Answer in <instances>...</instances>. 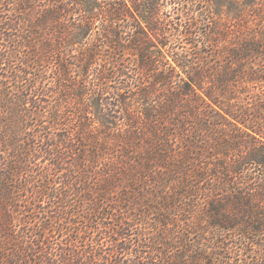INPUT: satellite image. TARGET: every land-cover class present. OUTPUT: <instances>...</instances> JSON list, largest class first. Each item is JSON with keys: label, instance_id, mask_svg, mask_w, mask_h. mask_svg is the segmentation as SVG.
<instances>
[{"label": "trees", "instance_id": "16d2710c", "mask_svg": "<svg viewBox=\"0 0 264 264\" xmlns=\"http://www.w3.org/2000/svg\"><path fill=\"white\" fill-rule=\"evenodd\" d=\"M6 1L0 264H264V93L254 110L248 96L236 93L238 85L264 83V20L256 1L188 0L199 16L227 8V15L246 19L236 22L244 29L225 56L198 57L193 66L188 54L166 49L160 0H132L134 12L124 0ZM254 11L262 22L250 25ZM72 12L79 22L64 29ZM126 16L128 39L121 29ZM186 25L193 35L194 25ZM73 48L68 63L63 53ZM48 55L62 57L54 65L58 76L34 70ZM62 88L78 92L75 104L54 98ZM31 158L40 163L38 173ZM15 179L21 187L14 191ZM63 204L85 211L87 220L108 208L104 219L117 223L79 246L74 223L67 229L59 223ZM56 206L53 225L47 210ZM58 227L60 253L47 241Z\"/></svg>", "mask_w": 264, "mask_h": 264}, {"label": "rangeland", "instance_id": "374dc122", "mask_svg": "<svg viewBox=\"0 0 264 264\" xmlns=\"http://www.w3.org/2000/svg\"><path fill=\"white\" fill-rule=\"evenodd\" d=\"M4 1H6V0H4ZM4 1L0 0V4L3 3ZM124 1H125L124 5H126L128 8H130L134 12V9H133L134 6L131 3L132 0H124ZM228 1H230V0H228ZM236 1H237L239 6L246 3V0H236ZM255 1L257 4L255 7L258 8L255 11L260 12V14L263 17L261 19L264 20V0H255ZM41 3H44L43 0ZM143 3H144V1L140 0V1H138L137 4L140 5ZM205 4L200 3V5H199L200 8L206 7ZM157 9H158L157 12L159 13L162 20L164 21V24H159L158 29L159 30L168 29V35H167L168 46L166 49H169L171 51V53H179V56L181 58L184 56H187V54H188L189 59L192 60V61H190L192 66L196 65L195 62L198 61L197 60L198 57H200L203 60L204 56L207 55L204 58L207 60V58L211 59V57L213 55H215V56L221 55L222 57L225 56L226 50L232 46V42H231L232 39L237 38V36H239L238 31L244 29V27H241L240 25H238V23H236V22H240V20L242 21V19H237L232 14L227 15V13L225 12V10H227V8L221 10L223 15L217 14L215 9L213 10L211 8V11H213L212 14H210L208 16H207V14H203V15L199 16V14H200L199 12H192L190 10L191 7H190V3L188 4V0H160V1H158ZM76 11H77V9H76ZM255 11H254L253 16H250V18L247 19V20H249L250 25L259 24L260 22H262V20L260 19V16L258 15V12L256 13ZM32 13H33V11H31V14ZM93 14L100 15L98 10H96V13L94 12ZM244 16H246V15H244ZM79 18H80L79 15L78 14L74 15V12H72V15H67L63 21L64 22L63 28L65 29L67 27V25L71 26V25L77 24L79 22L78 21ZM243 18L244 19L242 22L246 21L245 17H243ZM130 20H131L130 17L126 16L124 18V21H122L124 28L122 25L121 29H122V31H124V33H125L124 37L126 39H128L130 37V36H128V34H129L128 32H129L130 24H131ZM101 23H103V21L100 22V25H101ZM104 23H107V22H104ZM187 23H189L191 25V27L194 25L193 26L194 29H189L190 32L194 33L193 35L186 34V31H185L186 29H184V28H185V26H187L186 25ZM212 23H216L217 25L214 24L211 26ZM64 29H62V31H64ZM42 32L43 31L41 30V32H39V33H42ZM234 33H237V35ZM214 39H217V40L215 41ZM208 40H210V41L208 42ZM209 45L213 46L214 49L212 47H210ZM111 51L112 50L107 49L104 54L110 56L112 54ZM122 51H123V53H122L123 55L121 54ZM122 51L118 52V54L122 55V57H124L126 60L129 59L127 57H131L129 51H125V50H122ZM74 52H75L74 48H73V52L64 51L63 56L65 57L64 59L68 63H74ZM228 52H229V50H228ZM226 56H227V54H226ZM60 58H62V57H58V61H56L57 58H55V56L52 57V56L48 55L46 57V59H44L42 61L43 66H40V67L37 66L38 68H36L34 70H37V71L40 70L41 72L47 71V74L49 77L53 76V74L55 75V73H57L56 75L58 76L59 71H56L54 69L56 67L54 65H57L58 63H60V61H59ZM223 59L221 61H223ZM62 62H63V59H62L61 63ZM201 65H202V63L199 61V66H201ZM70 67H72V66H70ZM70 67H69V70L74 71V69L70 68ZM194 68H196V67H194ZM68 78L70 80L74 81V83H75L76 80L74 79V72L69 73ZM52 83H54V82H52ZM38 84L39 83H37V85ZM65 85H68L67 86L68 88L73 87V84H71V83H66ZM64 88H66V87H64ZM62 90H63V88L59 90V92L54 96V98H56V99L62 98V100L64 99V102H66L68 100L71 104L72 103L75 104L76 100L78 99V96H77L78 92L74 91V93L72 94L73 91H70L67 94L66 92H64ZM245 91H246V93H245ZM236 93H237V95H240V99L248 96L249 101H250V105H251V106L249 105V107H252V110H254L256 107L258 108V106H259V104L257 105V101H258L257 98L261 97V94L264 93V83L260 84V83L255 81V82L249 84L247 89H244V88H242L241 85H238ZM68 95H69V97L67 99L66 97ZM52 101H53V98L49 102L51 103ZM58 101L61 102V100H58ZM239 105L240 104L238 103L237 106L239 107ZM75 107L76 106H74V109H75ZM239 108H241V107H239ZM69 110H71V108ZM74 117L78 118V114H75ZM75 118H74V121H76ZM26 152L28 153V150ZM28 163H29L30 167H32L34 169L33 171H36L34 173H38L37 170H39V169H38V167H36V165H40V163H38L37 161L35 162V160L33 158H31L28 161ZM48 163H50V162L45 161L42 164H43V166H46V165H48ZM72 163H74V162H72ZM58 176H59V174H58ZM58 176H56L55 180L57 181V183H60L61 179L58 180ZM44 181H45V179H44ZM46 181L49 182L51 180L46 179ZM15 182H16V179L14 180V182L9 183L10 184L9 187L13 188L14 191L17 188L21 187L20 185L14 184ZM49 185H51V183L48 184V186ZM31 191H33V189H31ZM74 192L76 193L75 190H74ZM23 195H25V193H23ZM76 200H78V196H74V201H76ZM40 203H36V204H38L37 208L40 206ZM67 205L70 206V204H67ZM63 206H64L63 208H66L67 210H65V213L62 216V217H64L63 220L59 221V223L61 225H63L64 229H67L69 221L74 223L71 225L74 227V228H72V229H74V242L77 243L79 246H81V244L88 245L89 242L87 241V239L89 237L90 238L99 237V235L101 233L99 231V229L102 230L104 227L107 229L113 228V227H115V225L117 223L116 220H112V219H108V218L104 219L105 217H107L106 211L108 210V208H104L103 214L98 216V217H95L94 220L90 219L91 217L88 216L89 220H91L89 222V220H87L88 219L87 216H85V215H87L85 213V211L84 212H83V210L81 211L78 207L75 208L74 206H72V207L66 206V204H63ZM57 207L58 206H56L55 208L50 207L47 210L50 212L49 214L54 217L51 220L53 225H56L53 221H55V217H56L55 214L56 213L58 214V210L56 209ZM37 210L40 211L42 209L38 208ZM61 210H62V208H61ZM79 211H81L80 212L81 214H79ZM121 214L119 212L116 213L117 217H121L122 216ZM39 217H42V216L39 215ZM36 220L38 222L41 221L40 219H36ZM85 222L87 223V225H90V226L92 225V227L94 229L92 231H95V232H90L89 230H87L90 228L87 227ZM44 225L50 226L51 223L49 221H44ZM71 226H69V227H71ZM55 231H56V234H55L54 238L48 237L49 234L47 235V241H50L51 243L53 242L56 245L58 244V246H59L58 253H60L61 249L65 246V243L63 242L62 235L59 234V233H61L60 228L59 227L55 228ZM85 238H86V240H84ZM46 247H47V245H46ZM104 252H105V250L102 253L100 252L99 254H103ZM106 252L109 253V251H106ZM112 260L118 261L115 258L111 259V261Z\"/></svg>", "mask_w": 264, "mask_h": 264}]
</instances>
